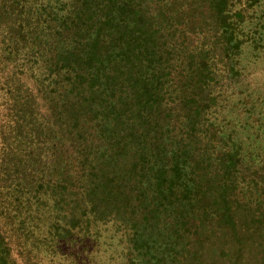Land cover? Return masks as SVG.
<instances>
[{
	"label": "trees",
	"instance_id": "obj_1",
	"mask_svg": "<svg viewBox=\"0 0 264 264\" xmlns=\"http://www.w3.org/2000/svg\"><path fill=\"white\" fill-rule=\"evenodd\" d=\"M252 2L0 0V264H264Z\"/></svg>",
	"mask_w": 264,
	"mask_h": 264
},
{
	"label": "rangeland",
	"instance_id": "obj_2",
	"mask_svg": "<svg viewBox=\"0 0 264 264\" xmlns=\"http://www.w3.org/2000/svg\"><path fill=\"white\" fill-rule=\"evenodd\" d=\"M249 8L256 10L252 17L262 20L264 23V13H260V9H264V0H254ZM246 57L245 61L246 63L249 61V64L242 76L238 78V82L235 83L239 87L230 88L226 92L227 96L236 94L237 97L234 96V100L237 104H235L231 116L227 115L226 119H222V125L235 126L237 133L243 139L245 146L243 150L251 153L249 156L253 155V157L264 159V41L257 42L253 47L250 45ZM248 93H252L251 101L254 102L243 103L240 98ZM112 234L120 235V233L111 231ZM98 250L103 251L104 245H97V252ZM113 262L111 259L110 263L114 264Z\"/></svg>",
	"mask_w": 264,
	"mask_h": 264
}]
</instances>
